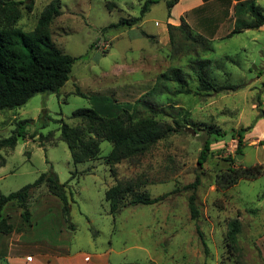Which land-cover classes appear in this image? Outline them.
<instances>
[{"label": "rangeland", "instance_id": "1", "mask_svg": "<svg viewBox=\"0 0 264 264\" xmlns=\"http://www.w3.org/2000/svg\"><path fill=\"white\" fill-rule=\"evenodd\" d=\"M55 1L62 14L51 25L52 40L79 59L58 94L38 93L18 109L0 111V140L12 136L21 121L28 122L26 137L14 149L0 151V193L17 192L55 172L65 185L70 219L63 216L61 200L42 186L31 193L29 220L16 203L4 208L14 230L25 232L28 240L45 241L39 245L107 253L113 264H264V173L226 190L215 183L217 175L230 169L264 167V145L259 144L264 140V32L246 30L228 37L236 27L235 0L209 2L205 15L196 11L187 17L188 28L169 21L166 1L160 0L137 26L108 31L104 28L123 18L139 17L146 0H34L31 12L21 6L18 27L33 31L45 7ZM256 2L264 12V0ZM168 24L177 28L173 39ZM203 59L211 61L206 71L215 83L244 87L199 91L195 69ZM175 70L184 85L159 80ZM186 88L191 94L182 93ZM83 108L103 114L127 109L137 120L151 118L179 131L143 156L112 167L105 160L112 144L101 141L99 159L75 164L60 139L58 121L83 127L73 117ZM250 126L255 128L245 134L243 158L237 159L236 131ZM206 141L210 151L199 164ZM197 177L199 217L193 220L188 205L192 190L186 187ZM120 182L163 199L127 205L114 217L105 191ZM235 219L242 228L231 248L226 235L228 222Z\"/></svg>", "mask_w": 264, "mask_h": 264}, {"label": "trees", "instance_id": "2", "mask_svg": "<svg viewBox=\"0 0 264 264\" xmlns=\"http://www.w3.org/2000/svg\"><path fill=\"white\" fill-rule=\"evenodd\" d=\"M159 1L146 0L142 4L139 17L123 18L119 23L104 28V31L137 26L142 22L143 17L151 7ZM165 1L167 19H170L172 8L180 0ZM238 1L233 7L236 27L228 37L242 33L245 30H258L264 26V12L257 5L256 0ZM22 5H25V8L31 12L34 0L28 2L0 0V111L18 109L38 93L58 94L70 80L74 63L79 59V57L71 56L59 50L52 40L51 25L62 14L59 2L55 1L46 6L35 29L29 32L20 29L17 25L21 17ZM108 5L111 8L116 7L113 3H108ZM187 26L186 21L182 19L179 28H188ZM167 27L171 39H173V31L177 28L172 24H168ZM142 33L145 36L152 37L145 32ZM210 63L211 61L207 59L197 60L196 62L195 73L199 83V91L221 93L244 87L243 84L219 85L215 83L207 75L206 68ZM159 80L185 84L180 70L173 71L172 75L162 74ZM77 92L80 93L78 89ZM182 93L191 94V90L186 88ZM46 117L48 118V115ZM73 117L82 120L84 126L71 127L64 120L58 122L61 123L60 139L68 145L75 164L99 159L101 141H108L112 144L111 152L105 157L106 164L112 167L124 160L143 156L159 141L179 131L178 128L170 124L151 118L137 120L127 109H121L116 113L103 114L94 109L83 108L76 110ZM27 124L28 122L21 121L12 136L0 140V151L4 148L14 149L18 140L26 137L24 126ZM254 127L241 128L236 131L239 152L245 134ZM31 137L34 138L35 136ZM43 137V135L40 136L41 139ZM259 144L264 145V140L260 141ZM209 151L210 142L206 141L198 159L199 164L206 162L207 152ZM0 158L2 159V157ZM3 165L4 163L0 164V166ZM263 173L264 167L261 165L243 169H230L226 173L217 175L215 183L220 189L226 190L242 179H256ZM199 184L200 179L197 177L194 183L186 187L187 190H192L188 205L193 220L199 217L196 196ZM42 186H45L51 195L61 200L63 216L66 221H69L71 207L65 185L60 183L55 172L44 173L33 184H29L17 192L9 195L0 193V235H8L14 231L8 218L3 215L4 208L10 203H16L23 210L22 218L29 220L31 193L34 189ZM162 199V196L152 198L146 192L135 191L132 182H120L105 191V200L109 203L111 214L114 217L127 205H154ZM241 228V223L237 219L228 222L226 239L231 248L236 245ZM203 245L207 248L204 241Z\"/></svg>", "mask_w": 264, "mask_h": 264}, {"label": "crops", "instance_id": "3", "mask_svg": "<svg viewBox=\"0 0 264 264\" xmlns=\"http://www.w3.org/2000/svg\"><path fill=\"white\" fill-rule=\"evenodd\" d=\"M212 1L216 0H180L172 8L171 18L168 20L174 25L181 24L182 19L188 23L187 17L196 11L205 15L208 12L207 5ZM238 2L232 1L233 5ZM203 15L200 17H204ZM258 31L264 32V26ZM214 39L216 38L212 40ZM27 237L25 232L17 230L8 235H0V259L5 262L4 264H113L107 253L88 254L83 251L74 253L47 243L39 245L45 241L28 240Z\"/></svg>", "mask_w": 264, "mask_h": 264}, {"label": "water", "instance_id": "4", "mask_svg": "<svg viewBox=\"0 0 264 264\" xmlns=\"http://www.w3.org/2000/svg\"><path fill=\"white\" fill-rule=\"evenodd\" d=\"M192 133L194 134V131H192ZM241 158H243V155L238 154V155H237V159H241Z\"/></svg>", "mask_w": 264, "mask_h": 264}]
</instances>
